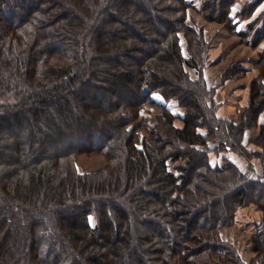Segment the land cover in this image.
<instances>
[{
    "label": "trees",
    "instance_id": "16d2710c",
    "mask_svg": "<svg viewBox=\"0 0 264 264\" xmlns=\"http://www.w3.org/2000/svg\"><path fill=\"white\" fill-rule=\"evenodd\" d=\"M201 1L205 18L231 22L235 0ZM192 6L0 0V264H264V174L210 159L263 155L244 138L259 125L249 140L264 148V55L241 119L219 117L189 70L203 72L208 48ZM156 94L186 107L182 127ZM148 103L162 108L152 124L139 120ZM83 151L109 162L80 172ZM250 202L263 216L247 263L221 227Z\"/></svg>",
    "mask_w": 264,
    "mask_h": 264
},
{
    "label": "rangeland",
    "instance_id": "374dc122",
    "mask_svg": "<svg viewBox=\"0 0 264 264\" xmlns=\"http://www.w3.org/2000/svg\"><path fill=\"white\" fill-rule=\"evenodd\" d=\"M193 3V6L189 8V20L190 23L194 26H197L199 28H202L205 39L208 43V48L206 52V60H205V67L211 63L209 51L212 46L215 44H219V47L216 49L217 55L221 53L224 56L223 64L220 65L221 74L217 76L215 73H211L212 77L216 80L217 86L221 85L220 82L225 81L226 79L233 80L232 83L229 85V87L224 88L223 90V96H228L231 93L239 94L240 97L245 96L243 100L239 101L237 103L236 100H233V104L231 105L230 110L234 113V117L232 120L238 121L241 119L244 109L249 105L250 102V85L252 80L259 74L260 67H258L256 64L257 62H260L262 60V57L264 53L259 55L257 57V52L254 48H251L249 46H246L243 42L242 37H239V32H237V28L239 27L238 24L240 21L243 22V19L250 18L254 15V13H258L256 19L252 22L253 24L257 25V23L260 20H263L264 24V0L260 1L259 4L256 5V7L253 9V11L250 13V15H247L248 8L250 4L254 0H235V2L232 5V11L230 12V15L232 16L231 22L229 21H217V20H210L203 16L201 13L202 10V1L201 0H191ZM241 19V20H240ZM247 22L243 23L246 24ZM264 26V25H263ZM206 27V28H205ZM241 27H243L241 25ZM259 45V44H258ZM264 45V38L261 40V46ZM257 57V61L255 62V68H256V75H253V71L247 70L246 67L243 66L245 60L248 59V57L253 59L252 57ZM251 63V62H250ZM238 66H242L244 68L237 69ZM251 66V64H250ZM204 67V69H205ZM233 69V71L228 74L229 78H225V74L230 69ZM202 70V73H198L196 69L189 68L191 76L193 78H198L200 76L204 77L207 83V86L210 88H213L214 93L213 97L215 100V93L217 86L213 85L211 86L206 79L205 70ZM250 76H254L252 79H250ZM248 84L247 89H240L244 86V84ZM158 102L166 103L168 107H170L174 113L178 115V117L175 119V125L178 127L183 126V121L181 119V115H183L186 111V107L184 105H180L177 100H169L165 102V100L160 95H155ZM216 102V101H215ZM220 108V104L217 103V115L218 110ZM162 112V108L157 105H152L150 103L145 104L144 108L141 111L140 119H143L146 117V119L149 121V123H154L156 121V117L158 114ZM220 117V116H219ZM223 118V117H222ZM229 119V118H227ZM264 119V112H262L260 116V122ZM259 126V125H258ZM251 127L249 130L245 133L244 142L247 143V149L249 150H255L253 149L254 146H257L256 150H264L263 147H261L259 144L255 143L254 141L249 140L250 138L256 136L255 132L258 130L259 127ZM108 131V132H107ZM202 131L205 132L203 129ZM257 131V132H258ZM106 133H110L111 130H104ZM142 136H148V131L143 128L140 131ZM101 135H96L95 143L99 142L101 140ZM216 142V141H215ZM59 145L60 142L56 141L54 144ZM212 144V143H211ZM256 148V147H255ZM231 154L234 156H238L240 160L244 161V165H240L243 168L248 167L250 164L254 167V169L259 174H264V153L263 155H256L251 158L245 157L242 154H239L236 151H225V152H217V151H211L210 153V159L213 165H216V162L221 161V166L225 164L224 158L231 159ZM187 160L186 157L180 158L178 160H169L171 167L174 169L175 164L178 163H185ZM109 162L108 156L102 152V151H83L76 156V165L80 172H93L103 166H105ZM238 164V163H237ZM253 205L257 207L259 212L261 211V215H259V218H254L251 215H254L256 213L254 212H248L246 211H240L239 209L247 206V205ZM240 213V214H239ZM247 214H250L247 215ZM263 211L262 209L254 202L247 203L246 205L240 206L235 214V221L234 223L230 225H226L221 227V235L224 241L229 242L232 244L241 258L247 262L250 263L253 259H255L258 256V252L254 250L253 246V233L257 229L258 222L262 219ZM90 222L92 224H95L96 217L94 215H90Z\"/></svg>",
    "mask_w": 264,
    "mask_h": 264
},
{
    "label": "crops",
    "instance_id": "0c3cea01",
    "mask_svg": "<svg viewBox=\"0 0 264 264\" xmlns=\"http://www.w3.org/2000/svg\"><path fill=\"white\" fill-rule=\"evenodd\" d=\"M258 13H254L253 16H251L250 18H247L246 20L242 18L243 22L240 21V23L238 24V28H237V32L240 33V35H238L239 37H242L243 42L245 43L246 46H249L251 48H254L257 52V57L259 55H261L262 53H264V45L261 46V40L263 39V33H264V24H263V20H260L257 25L253 24L252 22L254 21V19H256ZM241 20V19H240ZM247 22L246 24H243ZM241 25L243 27H241ZM206 28V27H205ZM259 44V45H258ZM219 47V44H215L214 46L211 47L210 51H209V56H210V61L211 63L208 64L205 67V74H206V79L208 80L209 84L211 86L215 85L217 86V84L219 82L216 83V80L212 77L211 73H215L217 76H219V74H221V68L220 65L223 64V59L224 56L219 53V55H217V51L216 49ZM257 57H252L253 59L251 60L250 57H248L247 60H245L243 66L247 68L248 73L250 71H253V75H256V68H255V62L257 61ZM251 62V63H250ZM251 64V66H250ZM242 67V66H241ZM252 79L254 76H250ZM233 80L230 79H226L225 81L222 80V82H220L221 85L217 86L216 88V93H215V101L216 103L220 104V108L218 110V114L220 117L223 118H229V119H233L234 117V113L232 112V110H230L231 105L233 104V100H236L237 103H239V101L243 100V98L245 96L240 97L239 94H233L231 93L228 96H223V90L224 88L229 87V85L232 83ZM248 84H244L243 87H241L240 89H247ZM258 131V130H257ZM255 132L258 133V132ZM256 147V148H255ZM253 149H257V146H254ZM231 160L238 163L239 165H244V161L240 160V158L238 156H234L233 154H231ZM217 164H222L221 161L216 162ZM248 210V212H254L256 214L249 215L250 217H254V218H259V215H261V211L259 212V210L257 209V207L249 204L241 209H239L240 211H246ZM240 214V213H239Z\"/></svg>",
    "mask_w": 264,
    "mask_h": 264
}]
</instances>
